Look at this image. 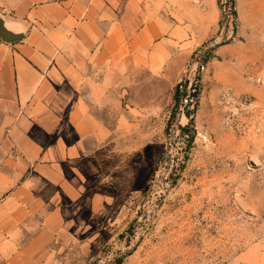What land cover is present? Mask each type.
<instances>
[{
  "label": "rangeland",
  "instance_id": "1",
  "mask_svg": "<svg viewBox=\"0 0 264 264\" xmlns=\"http://www.w3.org/2000/svg\"><path fill=\"white\" fill-rule=\"evenodd\" d=\"M187 1L186 70L139 85L136 126L91 147L58 264H264V0Z\"/></svg>",
  "mask_w": 264,
  "mask_h": 264
},
{
  "label": "crops",
  "instance_id": "2",
  "mask_svg": "<svg viewBox=\"0 0 264 264\" xmlns=\"http://www.w3.org/2000/svg\"><path fill=\"white\" fill-rule=\"evenodd\" d=\"M191 8L0 0L6 23L25 31L13 42L0 36V264H58L51 248L64 201L81 195L76 172L91 147L136 126L139 85L186 70L202 22Z\"/></svg>",
  "mask_w": 264,
  "mask_h": 264
},
{
  "label": "water",
  "instance_id": "3",
  "mask_svg": "<svg viewBox=\"0 0 264 264\" xmlns=\"http://www.w3.org/2000/svg\"><path fill=\"white\" fill-rule=\"evenodd\" d=\"M25 35L24 30H19L17 27L16 29L12 28L9 24L6 23L2 14H0V36L6 42H13L20 40Z\"/></svg>",
  "mask_w": 264,
  "mask_h": 264
},
{
  "label": "built area",
  "instance_id": "4",
  "mask_svg": "<svg viewBox=\"0 0 264 264\" xmlns=\"http://www.w3.org/2000/svg\"><path fill=\"white\" fill-rule=\"evenodd\" d=\"M201 67L204 68V66ZM188 79L189 80H180L177 84V88L179 91L183 92L185 104L188 103L187 105H192L195 102V86H193V79L190 77Z\"/></svg>",
  "mask_w": 264,
  "mask_h": 264
},
{
  "label": "trees",
  "instance_id": "5",
  "mask_svg": "<svg viewBox=\"0 0 264 264\" xmlns=\"http://www.w3.org/2000/svg\"><path fill=\"white\" fill-rule=\"evenodd\" d=\"M178 90H179V89H178ZM178 94H179V93H178ZM176 95H177V94H176ZM176 99H178V101L181 100L179 95L176 96Z\"/></svg>",
  "mask_w": 264,
  "mask_h": 264
}]
</instances>
